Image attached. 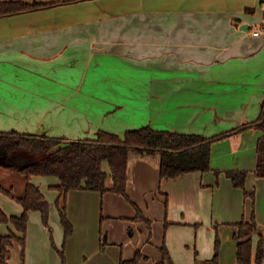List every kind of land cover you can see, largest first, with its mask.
I'll return each mask as SVG.
<instances>
[{
    "label": "crops",
    "instance_id": "1",
    "mask_svg": "<svg viewBox=\"0 0 264 264\" xmlns=\"http://www.w3.org/2000/svg\"><path fill=\"white\" fill-rule=\"evenodd\" d=\"M3 1L56 5L0 18V132L78 141L96 139L99 131L123 136L150 126L212 138L249 126L213 144L207 173L161 179L159 154L132 153L127 194L142 212L146 207L151 224L141 221L128 237L110 223L107 233L121 237L102 249L96 246L102 238L101 199L110 217L127 212L134 219V206L114 193L70 192L68 210L76 220L67 255L80 237L96 247L79 252L89 255L91 263L69 258L68 264H120L137 252L143 257L140 264H158L164 245L173 264L208 262L217 236L220 264H238L233 236L236 224L251 220L253 204L264 235V178L255 174L263 137L256 125L264 110V0ZM236 170L248 172L246 191L255 192V202L227 177V171ZM46 180L31 179L45 197L39 184ZM57 185L55 178L49 188ZM1 201L9 216L24 212L22 205L8 207V201ZM49 204L57 225L58 213ZM34 218L39 214L29 212L30 264H61L57 256H48L40 220L32 229ZM122 224L126 229L132 225ZM12 231L13 225L0 224V235ZM136 231L137 242L131 240ZM259 242L256 234L254 254ZM15 248L21 254V246Z\"/></svg>",
    "mask_w": 264,
    "mask_h": 264
},
{
    "label": "trees",
    "instance_id": "2",
    "mask_svg": "<svg viewBox=\"0 0 264 264\" xmlns=\"http://www.w3.org/2000/svg\"><path fill=\"white\" fill-rule=\"evenodd\" d=\"M77 1V0H75ZM55 4L24 1L0 2V18L38 11ZM256 125L263 132L257 145V168L255 174L264 178V110ZM246 128H249L246 127ZM244 128V129H246ZM244 129H235L212 138L200 134H180L172 131H158L150 126L128 130L123 136L99 131L97 138L82 139L68 143L63 138L46 134H21L16 131L0 132V169L17 171L25 178L23 195L16 196L12 189L0 184V191L16 199L24 208L21 216H9L0 208V224L13 225L16 232L0 235V264H10L15 244L21 246V260L24 264L29 212H39L46 226L49 224L50 204L40 188L31 182L33 177L56 178L59 185L52 187L58 193L56 206L64 229L65 240L73 235L74 229L67 215L68 195L72 191L99 192L102 195L114 193L131 203L137 211V220H146L138 206L127 194L128 163L132 153L152 156L160 155L161 179H176L190 173L211 171L212 146L216 141L238 134ZM109 166L106 171L104 165ZM227 177L236 189L245 191V196L255 202V192L246 191L247 171H227ZM111 180V183L109 181ZM168 200L166 199V205ZM168 206V205H167ZM147 224L150 221L147 219ZM238 232L233 239L237 245L238 264H262L264 262V235L255 215L253 204L250 221L236 224ZM259 234L260 242L253 252V237ZM102 243V248H104ZM221 241L216 238L215 253L208 262L196 264H220ZM162 261L158 264H173L166 245L161 248ZM142 254L137 252L131 260L120 264H140ZM64 264H66L63 257Z\"/></svg>",
    "mask_w": 264,
    "mask_h": 264
},
{
    "label": "rangeland",
    "instance_id": "3",
    "mask_svg": "<svg viewBox=\"0 0 264 264\" xmlns=\"http://www.w3.org/2000/svg\"><path fill=\"white\" fill-rule=\"evenodd\" d=\"M104 168L106 169V171L109 170V166L107 164L104 165ZM40 178L41 179H47L45 182L40 183L39 186L42 188V190H44L45 195L47 197V201H49L51 203V206H52L53 210H55L58 213L57 225L54 224V221H51L52 220L51 211H50V217H49L48 226H46L44 224L42 215L39 212H36V213L39 214V219L38 218H34L33 219V221H32V229L35 230V231L37 229V227H36L37 223L35 222V219L40 220V225L43 228V230L46 232V235H47L48 241H49V247H50V250L52 251L51 252L49 250V252H48V254H49L48 256H51V260L53 259L54 256H57L59 258V261H61V264H64L63 257L65 259L66 264H68L69 258H70L71 262L79 260L81 262L89 261V263H91L92 261H91L89 255L88 256H82V255L79 254V252H81L83 250L82 249L83 247H86L88 250H93L96 246H100V249H102V243L105 246L107 244V242H109L112 239L113 240H117V241L120 240V237H121L120 233L118 235H116L113 232L110 233V235L107 233V228H108V225L110 223H114V227H115L114 229H117V228L120 227L121 234L123 236H127L128 235V237L130 236V234L133 233V230H135V228L139 229L141 221L147 223L146 207H141L142 210L145 212V213L142 212V214L144 215L146 220H144V219L143 220H137L136 219L137 216H138L136 208L132 207L131 203H129L128 201H126L125 203L130 205L132 207L131 208L132 210H133V208L135 209L136 218L129 219L130 216L127 215V212L124 213L125 215L123 217H118V216L110 217V214L109 215L106 214V210H105L106 203H104V201H103L104 199H101L100 204L98 205V207H100V212H101V215H100V227H99V231H101V232L98 233V234L99 235L102 234V238H100V241H99V239H97L96 246H94L92 244V241L89 242L88 238L80 237L79 243L77 242V243H75V244H73L71 246L70 256L68 257V255H67V251H68V247H67L68 243L67 242L68 241L66 242V240H65L63 228H62L61 223H60L59 212H58V209H57V206H56V202H55V194L54 193L56 191L53 190L52 187L49 188V184L52 183L53 179H55V178H52V179L51 178H46V177H40ZM109 183H111V180L109 181ZM0 184L6 189H12L14 195L20 196V195H23V192L25 190L26 182H25V178L22 175H20L19 172H17L16 170L13 172V170L12 171H5V170H1L0 169ZM46 186H47V189H46ZM45 189H46V191H45ZM51 192H53V193H51ZM1 200L8 201V203L10 204L8 207H14L15 203L21 206V204L16 199H14L13 197H11V196H9V195H7V194H5V193L0 191V203L2 202ZM131 201H132V203H135V202H133L132 199H131ZM162 202H164V201L162 200ZM68 209H69V204H68V207H67V215H68L69 220L72 223L73 220H76L74 217H72V216H75V215L72 213V216H70V213H69ZM128 221H130L132 225H130L129 229H126V228H124V225H126V224H122V223H126ZM154 221L155 220H153L152 222L154 223ZM137 222H139V223H137ZM73 223H72V225H73ZM150 223H151V221H150ZM2 225H4V224H2ZM73 229H74V227H73ZM137 231L139 232V230H137ZM137 231H136L135 237L131 239L132 241L137 242V241H139L141 239V237H139V233ZM8 232L9 231H7V233ZM88 233H89V231L86 233L87 236H88ZM84 239H85V243H80V241L84 240ZM101 239H102V243H101ZM114 246H116V245H114ZM256 246H258V244ZM118 247L119 248L121 247V249L124 250L125 245H124V243H120V245ZM9 263L10 264H23L22 260H21V254H20V250L19 249H17V248H15V249L13 248L12 249ZM28 263L30 264V259H28V256L26 255V251H25L24 264H28ZM253 264H255L254 260H253ZM262 264H264V262Z\"/></svg>",
    "mask_w": 264,
    "mask_h": 264
},
{
    "label": "built area",
    "instance_id": "4",
    "mask_svg": "<svg viewBox=\"0 0 264 264\" xmlns=\"http://www.w3.org/2000/svg\"><path fill=\"white\" fill-rule=\"evenodd\" d=\"M254 34L257 36V35H259V34H260V32H259V31H257V32H256V33H254Z\"/></svg>",
    "mask_w": 264,
    "mask_h": 264
},
{
    "label": "water",
    "instance_id": "5",
    "mask_svg": "<svg viewBox=\"0 0 264 264\" xmlns=\"http://www.w3.org/2000/svg\"><path fill=\"white\" fill-rule=\"evenodd\" d=\"M68 143L74 142V141H67Z\"/></svg>",
    "mask_w": 264,
    "mask_h": 264
}]
</instances>
